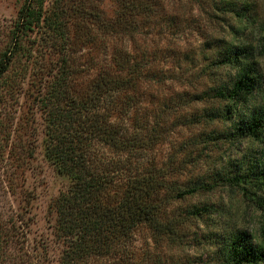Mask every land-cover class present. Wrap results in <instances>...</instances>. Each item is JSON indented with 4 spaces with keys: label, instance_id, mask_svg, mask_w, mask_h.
<instances>
[{
    "label": "rangeland",
    "instance_id": "374dc122",
    "mask_svg": "<svg viewBox=\"0 0 264 264\" xmlns=\"http://www.w3.org/2000/svg\"><path fill=\"white\" fill-rule=\"evenodd\" d=\"M24 1L0 0V61L15 36L19 43L0 80V264H70L72 242L59 230L57 214L70 183L46 158L53 112L46 103L68 91L86 98L104 76L135 79L132 88L112 93L118 105L101 112L132 139L148 141L144 151L124 155L138 170L127 171V162L121 176L166 183L155 198L169 229L142 224L114 253L78 264H224L231 236L260 242L258 199L230 179L264 157V136L241 138L237 131L264 109V0H230L237 12L229 0H45L40 24L17 33ZM58 2L64 19H56ZM240 45L260 85L248 103L235 104L217 93L231 88L240 70L216 63ZM102 146L95 149L100 155L122 162ZM117 170L105 169L114 179L109 203L125 190L113 176ZM190 189L195 192L179 197Z\"/></svg>",
    "mask_w": 264,
    "mask_h": 264
},
{
    "label": "trees",
    "instance_id": "16d2710c",
    "mask_svg": "<svg viewBox=\"0 0 264 264\" xmlns=\"http://www.w3.org/2000/svg\"><path fill=\"white\" fill-rule=\"evenodd\" d=\"M58 3L56 19H64L66 8ZM44 4L45 0L24 1L17 17V33L31 31L40 24L44 18ZM227 5L233 12H237V6L230 0ZM236 14L242 18L245 13ZM18 46L15 36L12 47L5 54L4 60L0 61V80L7 72ZM248 56L247 49L240 45L228 48L225 60L216 63L219 67L228 64L240 70V75L231 88L221 89L217 96L231 99L235 104L250 101L260 85V78L257 77L253 65L246 63ZM104 77L91 83L86 98H73L66 91L67 94L56 102L46 103V108L50 106L49 109L53 110L51 117L47 119L46 158L70 183L68 193L62 194L57 202L59 230L72 242L70 264H78L86 256L114 253L113 247L120 241H129L134 230L142 224L150 226L156 232L169 229V225L164 226L159 219L163 204L155 198L156 193L166 188V183L160 182V177L150 175H126V179L121 176L125 174L121 171V165L128 162V166L132 163L124 155L132 156L135 151H144L148 141L138 137L132 139L127 128H115L117 125L110 124L108 117L101 112L103 108L118 105L115 100L110 99H115L112 93L132 88L135 79L133 75L114 79ZM237 131L241 138H262L264 109H255L247 119L241 121ZM97 145L108 147L113 154L121 157L122 162L100 155L95 150ZM110 165H116L118 170L113 176L121 177L125 186L122 198L116 203L107 202L108 188L114 180L105 171ZM130 165L127 171L138 170L131 169ZM231 180L251 187L253 191L249 192L255 193L262 217L261 240L254 244L251 237L244 233L231 236L226 245L224 264H264V157L253 169L245 174L235 175ZM194 192L195 189H190L182 191L178 196L185 197Z\"/></svg>",
    "mask_w": 264,
    "mask_h": 264
}]
</instances>
